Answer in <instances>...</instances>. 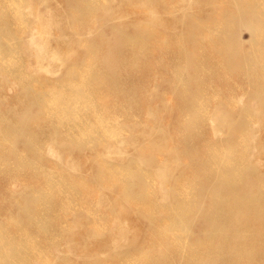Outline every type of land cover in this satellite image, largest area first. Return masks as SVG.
Instances as JSON below:
<instances>
[{
	"label": "bare ground",
	"instance_id": "bare-ground-1",
	"mask_svg": "<svg viewBox=\"0 0 264 264\" xmlns=\"http://www.w3.org/2000/svg\"><path fill=\"white\" fill-rule=\"evenodd\" d=\"M0 264H264V0H0Z\"/></svg>",
	"mask_w": 264,
	"mask_h": 264
}]
</instances>
